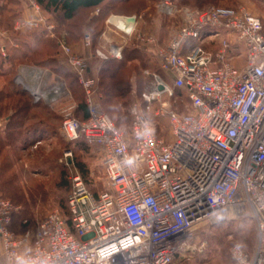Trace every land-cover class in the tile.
<instances>
[{"label": "built area", "instance_id": "obj_1", "mask_svg": "<svg viewBox=\"0 0 264 264\" xmlns=\"http://www.w3.org/2000/svg\"><path fill=\"white\" fill-rule=\"evenodd\" d=\"M27 2L32 16L15 23L12 33L45 28L53 36L54 26L38 4ZM160 10L171 14V3L165 0ZM182 12L183 24L165 46L151 52L154 37H137L158 71L149 90L131 104L128 135L101 109L86 57L73 54L63 36L58 40L87 109L81 120L69 107L60 132L68 143L82 140L95 151L106 189L91 193L75 173L67 213L52 212L22 233L11 228L18 208L0 194L2 264H174L196 251L193 226L223 220L224 211L240 208L255 223L257 239L251 253L233 247L231 259L264 264V27L243 8ZM117 22L124 23L109 16L105 24L131 37L134 26L124 23L123 30ZM9 33L0 29L3 57ZM82 44L89 48L90 37ZM121 52L96 48L94 55L120 60ZM16 83L35 102L53 105L61 95L58 87L46 92ZM175 90L181 91L186 112L172 107ZM149 116L168 123L169 141L156 136ZM4 125L0 120V131ZM71 156L63 155L67 166Z\"/></svg>", "mask_w": 264, "mask_h": 264}, {"label": "rangeland", "instance_id": "obj_2", "mask_svg": "<svg viewBox=\"0 0 264 264\" xmlns=\"http://www.w3.org/2000/svg\"><path fill=\"white\" fill-rule=\"evenodd\" d=\"M164 1L108 0L103 5L104 11L111 12L110 15L113 17H127L125 15H130L128 17L135 16L140 21L142 28L134 30L130 38L128 35L106 24L105 29L110 33H114L111 34L112 38L121 41L130 39L128 42L129 47L137 43L139 47H142V54L144 53L145 58L148 56L154 66L157 65L155 58L152 53L148 52V47L145 44L143 45L137 37L139 35L148 37L156 34V37L163 40L162 43H165L175 31L181 28L183 24L182 11L185 9L199 11L212 6L243 8L261 18L264 27V0H166L171 3V14H165L160 10V5ZM28 6L27 0H0V29L11 32L9 33L10 41L5 42L8 48L11 43L25 41L31 35V31H33L27 28L19 34L12 33L15 23H23L31 18L32 12ZM91 16V12L83 11L71 21L64 22L61 16L54 12L53 14L49 13L47 18L50 23H53L57 27L58 33L61 34L64 31H72V25L87 21ZM142 31L144 34H142ZM65 34L63 37H65V41L67 42ZM70 35V43L74 45L80 43L78 39L80 35L77 32ZM50 37L54 39L56 36L53 34ZM58 37L59 40L62 34ZM161 47L163 46L155 44L149 50L152 52L153 49L156 51ZM58 52L59 56L65 57L60 48ZM57 67V72L44 69L42 77L37 79L39 88L42 91H49L57 86L61 90L59 100H56L53 105L42 101L51 109L49 114H46L47 110L42 108L35 110L37 119L45 121L46 124L52 127V130L49 129L47 133H44L40 137L19 142H13L5 136L0 135V141L6 139L9 142V147L3 148L0 163L3 160L10 163L11 168L7 174L14 176V183L10 189H14L15 187L18 189L15 191L17 193L15 194L16 197L10 198L11 203L18 208L14 219L17 223L22 219H28L33 223L39 222L52 212L64 211L68 194L72 188L70 178L75 173L80 175L79 167L85 169L87 173L85 180L82 177L81 180L86 187L88 186L89 190L96 193L106 189L103 169L95 151L82 143L80 145L68 143L61 135L60 126L64 112L69 107H73V114L76 116L78 104L81 101V91L73 75L71 76L67 70L69 66L67 65L65 68L61 62H58ZM116 67L115 65L110 66L113 71L116 70ZM131 69L134 70L128 74V70ZM124 71L128 74H125V79L128 82V90L125 95L128 96L130 103H133L140 98L143 92L149 89L152 81L151 75L155 72L154 69L140 68V65L134 61L127 64ZM124 71L119 72V74L122 75ZM21 80L22 83L25 82L23 79ZM31 84L35 85V87L37 86L36 83ZM31 84L29 83V85ZM1 86L2 80H0ZM100 99L101 95L99 101ZM171 104L177 112L187 111L182 94L178 95L174 92ZM114 109H117L118 113L122 112L117 107H114ZM109 115L120 128L121 132L125 133L128 130L129 117H126V121L123 117L116 114L109 113ZM0 120L5 121L4 116L0 117ZM151 124L157 137L169 141V125L166 121H159L157 123L151 120ZM2 143L0 142V144ZM69 151L72 155V166H67L63 160V155ZM0 185H2V181H0ZM237 211L241 213H237ZM237 211L235 213L224 211L222 213L223 220L215 221L216 218L214 217L212 220L200 222L193 226L190 230V238L192 246L196 251L194 254L187 255L188 259L182 261V263H179L177 260L174 264H233L230 256V250L233 247H238L247 253H251L257 239L256 226L249 217L246 208H240ZM198 249H201L202 253H199ZM0 264H2L1 252Z\"/></svg>", "mask_w": 264, "mask_h": 264}, {"label": "trees", "instance_id": "obj_3", "mask_svg": "<svg viewBox=\"0 0 264 264\" xmlns=\"http://www.w3.org/2000/svg\"><path fill=\"white\" fill-rule=\"evenodd\" d=\"M34 1L40 7L42 15L46 17L48 25H53V23H50L48 21L47 16L49 15V13L53 14L54 12H56L61 16L64 22H69L74 19V17H76L80 12H91L92 16L87 21H84L77 25H72V31H64L61 34L62 36H64V34L66 33V40L73 54L78 53L77 49L82 45L83 38L85 36L90 37L91 46L88 48V51L92 56L91 59L87 60L89 68L88 74L96 80V92L101 95V99L99 101L100 107L108 115L109 113L116 114L117 116L123 117L125 120L126 117H129L130 122L127 128L128 130L125 131V134L128 135L131 123L129 110L132 103H130L128 96L125 95L126 91L128 90V82L127 79H125V74L127 73L124 71L126 65L134 61L140 65V68L146 67V69L149 70L154 69V72L158 71L157 65L154 66L152 60L148 56L145 58L144 53L142 54V47H139L137 43L132 47H129V45L127 44V46L121 52L120 60L109 59L106 61H100L95 57L94 50L96 49L97 38L103 33L105 29V22L107 18L111 16V12H106L103 9V5L108 0ZM96 10H98V14L95 15L94 12ZM125 16L128 17L130 15ZM259 19L262 22L261 18ZM57 30V27L54 26L53 33L54 36H56L54 39H52L53 37H50L49 32L45 28L33 30L31 31V35H29L25 41L18 42L17 49L11 47L6 48L5 57H2L0 53V80H2V86L0 87V117L4 116L5 119V125L4 128L0 131V135L5 136L7 139L12 140L13 142L26 141L34 137H40L44 135V133H47L49 129L52 130V127L49 124H46L45 121L38 120V117L35 113V110L42 108L47 110V112H45L46 114H49V111L51 109L42 101L35 102L31 95L16 83V80L18 76V69L19 67L23 66L57 72V64L58 62H61V64H63V67L66 68V58L61 57L58 54V36H60L61 34H59ZM71 32H77L80 35L78 38L80 43H76L74 45L73 43L69 42V38L71 36L70 34H73ZM142 34H144L143 31ZM30 44L32 45V47L29 46ZM112 65L117 66L115 71L110 68V66ZM232 66L237 67L238 65L236 63H233ZM67 70L72 76V73L68 67ZM133 70L134 69L128 70V74H130V72H132ZM121 71H124L122 75L119 74V72ZM79 90L81 91V101L78 104V112L76 114V117L84 120L87 117V109L81 87H79ZM175 93L178 95L182 94L179 90H175ZM114 107H117L123 113H118V111H116L117 109H114ZM149 119L157 123L160 121L157 119H152L151 116H149ZM115 126L120 131V128L116 123ZM0 142H3L2 144H0L1 156L3 148L9 147V142L6 139H3V141ZM80 143L86 145L82 140L75 141L71 144L80 145ZM72 165L73 162L70 166ZM10 168L11 166L9 162L5 160L1 161L0 181H2V185H0V194L2 198L12 202L10 198L13 199L16 197L15 194L17 193H15V191H17L18 189L16 187L14 189H10L12 187V184L14 183V176L7 174ZM79 169L80 177H82V179L84 178L85 180V175L87 174L85 169L81 167H79ZM89 191L95 195L99 193H94L91 190ZM64 208V211L61 212L66 214L67 202L65 203ZM16 214L13 217L11 228L17 233H22L29 227H35L38 222L36 221L35 223H33L28 219H22L19 223H17L14 220ZM24 221L26 223H23ZM179 263H182V261H179ZM233 264L235 263L233 262Z\"/></svg>", "mask_w": 264, "mask_h": 264}, {"label": "crops", "instance_id": "obj_4", "mask_svg": "<svg viewBox=\"0 0 264 264\" xmlns=\"http://www.w3.org/2000/svg\"><path fill=\"white\" fill-rule=\"evenodd\" d=\"M96 11H98V10H96ZM95 12H94V14L96 15ZM133 17H135V16H133ZM135 19H136V21H135V25H134V30H136L137 28L141 29L142 25L140 24V21H138V19L136 17H135ZM106 30L107 29H104L102 37L99 36L100 38L99 37H98L99 39L97 38L96 48H101V49H103L105 51H108L109 49H111L113 47H120L123 50L127 46V44H128L130 39H125L124 41H121V40H118L116 38H112L111 34H114V33L113 32L110 33V32H108ZM152 35H153L154 39L156 40L157 46H165V44L169 40V39H167V41L165 43H162L163 40L157 38L156 34H152ZM107 42H109V43H107ZM15 44L17 45V47L15 49H17L18 48V43H15ZM5 46H6V48H8V45H5ZM29 46L32 47L31 44ZM10 47H11V45H10ZM11 48H14V47H11ZM77 52L78 53L76 55L84 56V57H86L87 60L91 59L92 55H90V53L88 51V48H85L83 46V44L77 49ZM43 73H44V69H40L39 70L38 68H32V67L23 66V67H19V69H18L17 79H19L21 82H22L21 79H23L25 81L23 83L26 85L27 88H35V85H32L31 83H36L37 86H39L38 83H37V79L39 77H42ZM29 83L31 85H29ZM58 88H60V87H58ZM44 91L47 92V90H44Z\"/></svg>", "mask_w": 264, "mask_h": 264}, {"label": "water", "instance_id": "obj_5", "mask_svg": "<svg viewBox=\"0 0 264 264\" xmlns=\"http://www.w3.org/2000/svg\"><path fill=\"white\" fill-rule=\"evenodd\" d=\"M122 22L126 23L127 25L133 27L135 25V17H118ZM161 88H159L160 90Z\"/></svg>", "mask_w": 264, "mask_h": 264}, {"label": "bare ground", "instance_id": "obj_6", "mask_svg": "<svg viewBox=\"0 0 264 264\" xmlns=\"http://www.w3.org/2000/svg\"><path fill=\"white\" fill-rule=\"evenodd\" d=\"M116 24H117L120 28H122L123 30H127V26H125L124 23L117 22Z\"/></svg>", "mask_w": 264, "mask_h": 264}]
</instances>
